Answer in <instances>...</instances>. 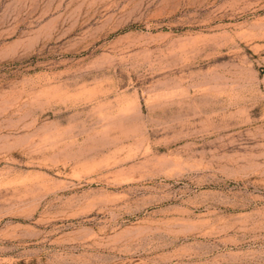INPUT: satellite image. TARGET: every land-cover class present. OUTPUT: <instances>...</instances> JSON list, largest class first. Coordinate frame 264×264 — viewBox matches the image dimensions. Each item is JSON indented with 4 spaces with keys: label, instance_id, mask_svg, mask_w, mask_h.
Segmentation results:
<instances>
[{
    "label": "rangeland",
    "instance_id": "rangeland-1",
    "mask_svg": "<svg viewBox=\"0 0 264 264\" xmlns=\"http://www.w3.org/2000/svg\"><path fill=\"white\" fill-rule=\"evenodd\" d=\"M0 264H264V0H0Z\"/></svg>",
    "mask_w": 264,
    "mask_h": 264
}]
</instances>
